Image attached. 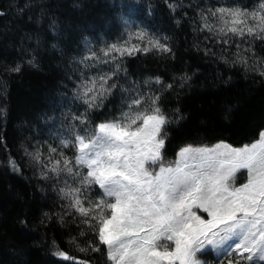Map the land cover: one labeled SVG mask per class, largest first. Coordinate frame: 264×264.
<instances>
[{
	"label": "snow or ice",
	"instance_id": "snow-or-ice-1",
	"mask_svg": "<svg viewBox=\"0 0 264 264\" xmlns=\"http://www.w3.org/2000/svg\"><path fill=\"white\" fill-rule=\"evenodd\" d=\"M183 7L169 0L173 15ZM187 7L198 16V21L189 17L194 31L209 33L205 39L221 46H235L234 60L220 57L225 63L264 77V56L257 54V43L264 45V0L251 6L243 0H216ZM123 23L126 39L91 45L85 37L86 54L68 61L76 110L69 111L67 127L57 132L59 143L22 145L31 162L39 164L41 177L53 182L61 201L59 223L70 219L92 237L79 251L96 258L79 264H209L201 258L208 248L217 254L218 264H262L264 129L241 146L225 140L185 142L166 161L168 129L187 119L176 88L184 89L191 77L185 72L167 81L161 75L129 79L127 57H174L175 52L169 37L142 26L133 29L127 19ZM194 46L199 50V44ZM204 51L215 54L207 47ZM24 63L38 67L34 52L26 61L5 64L4 71L19 73ZM169 93H175L176 107H166ZM109 104L111 114L100 118ZM233 110H227L226 118ZM7 163L22 173L14 157ZM51 219L45 212L40 223ZM53 254L78 259L58 248Z\"/></svg>",
	"mask_w": 264,
	"mask_h": 264
},
{
	"label": "trees",
	"instance_id": "trees-1",
	"mask_svg": "<svg viewBox=\"0 0 264 264\" xmlns=\"http://www.w3.org/2000/svg\"><path fill=\"white\" fill-rule=\"evenodd\" d=\"M171 2L185 7L173 15L169 0H0V9L6 12L0 16V264H79L96 258L79 251L92 238L86 229L70 219L59 223L61 201L53 182L41 177L39 164L34 165L22 147L37 141L59 143L57 132L62 125L67 127L69 111L76 110L71 93L75 84L67 79L75 77L68 61L86 54L85 37L91 45L126 39L124 19L133 29L142 26L169 37L174 57L141 53L126 59L129 79L161 75L167 81L185 72L191 77L184 89L176 88L187 119L169 127L166 159H172L185 142L225 140L241 146L258 138L264 129V77L259 71H245L240 64L225 63L220 57L234 60L235 46H221L205 39L209 33L193 30L189 17L198 21V16L187 5L215 4L216 0ZM243 2L251 6L258 0ZM177 17L182 18L179 25ZM205 47L215 54H206ZM262 49L264 45L257 43V54L264 56ZM33 52L38 67L24 63L19 73L4 71L5 64L26 61ZM166 102V107H176L175 93H169ZM233 106L231 117L226 118ZM111 107L100 118L110 115ZM9 156L16 159L22 173L8 166ZM45 212L52 219L41 224ZM22 219L28 224H21ZM81 231L86 234L81 236ZM57 248L78 259L54 255Z\"/></svg>",
	"mask_w": 264,
	"mask_h": 264
},
{
	"label": "rangeland",
	"instance_id": "rangeland-1",
	"mask_svg": "<svg viewBox=\"0 0 264 264\" xmlns=\"http://www.w3.org/2000/svg\"><path fill=\"white\" fill-rule=\"evenodd\" d=\"M211 144H214V143H211ZM211 144H208V145H211ZM172 159H166V161L172 160ZM241 171L244 172L245 170H241ZM243 179H244V177L242 175L238 174V181L239 182H243ZM201 258L208 260L209 264H218V262H217V254L215 253L214 250H212L210 248L205 250V254Z\"/></svg>",
	"mask_w": 264,
	"mask_h": 264
}]
</instances>
